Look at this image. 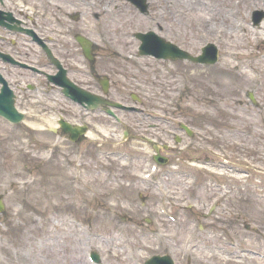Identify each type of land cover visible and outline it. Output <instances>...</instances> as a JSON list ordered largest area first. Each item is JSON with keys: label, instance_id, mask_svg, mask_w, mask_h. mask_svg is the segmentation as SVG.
Returning a JSON list of instances; mask_svg holds the SVG:
<instances>
[{"label": "rangeland", "instance_id": "obj_1", "mask_svg": "<svg viewBox=\"0 0 264 264\" xmlns=\"http://www.w3.org/2000/svg\"><path fill=\"white\" fill-rule=\"evenodd\" d=\"M13 1L14 7L22 8V0ZM151 2L147 17L121 4L124 9L116 13L120 22H111L110 34L116 35L124 54L135 51L136 41L129 33L159 25L162 35L193 54L206 41H213L221 55L212 66L151 58L135 59L133 66L127 57L114 59L104 53L98 65L101 70L126 79L114 80L113 98L131 104L130 92L142 97L139 105L145 114L125 111L119 116L134 126V136L148 132L167 137L168 122L150 114L161 119L171 116L175 123L189 122L201 129L200 144L205 141L204 149L210 152H202L195 141L191 152L179 155L198 148L201 155L220 153L226 160L224 167L240 168L237 178L225 169H213L222 175L206 169L214 173L211 179L183 163L164 183L163 178L157 181L155 189L164 187L166 192L156 193L142 181L149 169L144 159L150 147L139 139L120 144L114 136L106 142L95 137L73 147L62 140L52 148L54 138L48 133L24 124L10 127L0 120V194L6 203L0 214V264H92L87 261L90 249L100 254L97 264H141L148 255L166 250L174 251L178 264L186 260L190 264H264V178L260 187H254L251 178L244 183L246 176L241 174L247 164L264 166V26L257 32L250 26L251 10L264 9V0ZM86 12L90 20L89 8ZM82 29L92 36L93 26ZM27 57L33 63L34 54ZM25 78L32 80L29 74ZM247 90L254 92L257 106L247 99ZM60 105L76 112L64 102ZM44 120L48 123L47 117ZM92 120L117 127L101 113ZM27 140L33 149L29 153L24 151ZM43 147L47 154H41ZM77 171L83 183L76 178ZM192 172L198 173L197 182L207 183L204 190L189 186ZM215 183H222L229 194L221 209L202 221L205 230L199 231L191 223L200 212L194 217L181 206L191 201L204 211L205 203L221 195L220 189L213 192ZM236 188L242 195H236ZM139 192L148 194L145 206L140 205ZM169 206L175 215L172 219ZM145 217L151 223L148 226Z\"/></svg>", "mask_w": 264, "mask_h": 264}, {"label": "bare ground", "instance_id": "obj_2", "mask_svg": "<svg viewBox=\"0 0 264 264\" xmlns=\"http://www.w3.org/2000/svg\"><path fill=\"white\" fill-rule=\"evenodd\" d=\"M229 29V32L231 33L232 32V28H228Z\"/></svg>", "mask_w": 264, "mask_h": 264}]
</instances>
